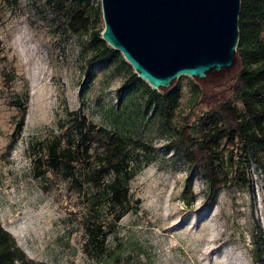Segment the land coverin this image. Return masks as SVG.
Here are the masks:
<instances>
[{"label": "rangeland", "instance_id": "obj_1", "mask_svg": "<svg viewBox=\"0 0 264 264\" xmlns=\"http://www.w3.org/2000/svg\"><path fill=\"white\" fill-rule=\"evenodd\" d=\"M81 5L92 21L73 31L68 19ZM104 25L101 0H0L3 226L27 256L53 264H261L253 256V234L261 227L264 236L262 161L222 138L225 160L233 152L236 162L228 166V184L209 201L205 178L170 141L185 116L198 124L208 110L201 92L230 79L240 61L221 74L177 77L173 85L181 88L170 115L151 97L145 79L124 85L134 71L125 58L98 60L89 72L88 58L100 46L94 30ZM21 103L27 110L18 132ZM79 107L97 124L149 145L132 149L136 172L129 180V209L100 255L84 248L82 216L90 207L89 191L46 164L47 143ZM99 150L92 148L93 154ZM97 209L101 219L111 217L104 204Z\"/></svg>", "mask_w": 264, "mask_h": 264}, {"label": "trees", "instance_id": "obj_2", "mask_svg": "<svg viewBox=\"0 0 264 264\" xmlns=\"http://www.w3.org/2000/svg\"><path fill=\"white\" fill-rule=\"evenodd\" d=\"M62 3V0H55ZM92 19L86 5L75 7L70 13L68 27L77 31L87 28ZM94 37L100 46L88 58L90 73L92 64L98 60L124 59L122 52L112 47L101 37L99 29ZM240 61V69L230 79L209 92H201V101L208 104V110L198 119L196 126L188 123L175 131L171 143L182 151L184 157L200 171L205 178L208 200L221 186L230 180L228 166L234 167L236 153H229L225 160L220 148L222 138L227 146L241 144L242 150L252 152L264 165V0H241L239 12V40L230 66L220 70L211 68V73L221 74V70ZM198 77V78H205ZM175 80V79H174ZM160 87V92L147 84L151 97L156 103L163 102L170 115L175 113L177 96L181 85ZM145 82L137 72L132 71L124 85ZM201 90V89H200ZM21 114L17 130L21 131L27 106L20 104ZM72 118L63 132L55 135L47 143L46 164L79 190L90 193V207L82 216L86 235L85 251L100 255L105 251L107 236L115 229L117 222L129 209V180L136 167L132 161V149H148L141 140H129L122 134L88 119L81 107L71 111ZM100 149L93 154L92 148ZM193 199V198H191ZM188 199L187 203H191ZM104 204L111 215L105 220L95 215L97 207ZM94 211V212H93ZM253 234V256L264 264V236L262 229ZM0 264H53L37 261L27 256L17 244L12 234L0 219Z\"/></svg>", "mask_w": 264, "mask_h": 264}, {"label": "water", "instance_id": "obj_3", "mask_svg": "<svg viewBox=\"0 0 264 264\" xmlns=\"http://www.w3.org/2000/svg\"><path fill=\"white\" fill-rule=\"evenodd\" d=\"M241 0H101V37L154 88L230 66Z\"/></svg>", "mask_w": 264, "mask_h": 264}]
</instances>
